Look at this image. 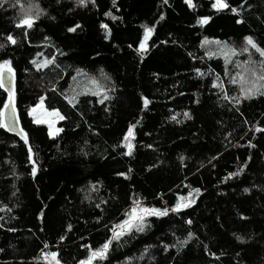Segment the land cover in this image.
<instances>
[{
  "label": "trees",
  "instance_id": "16d2710c",
  "mask_svg": "<svg viewBox=\"0 0 264 264\" xmlns=\"http://www.w3.org/2000/svg\"><path fill=\"white\" fill-rule=\"evenodd\" d=\"M34 2L45 14L30 29L15 27L16 0L0 4V60L14 69L16 115L29 139L25 145L0 128V264H47L42 253L50 251L61 264H76L87 256L81 245L103 244L134 200L170 209L179 196L195 203L145 217V231L113 241L99 264H264V131H256L264 129V96L243 99L231 82L237 62L251 58L260 68L259 54L241 49L245 36L264 48V0H226L230 7L220 12L212 0H193L191 9L184 0H116L115 6L95 0V7ZM205 16L207 24L196 23ZM101 23L108 25L107 40ZM142 25L155 26L143 54L137 51ZM9 33L15 44L6 41ZM223 45L238 53L227 63ZM46 59L54 63L37 70L33 62ZM82 71L111 99L81 93L69 104L64 94ZM40 97L66 117L57 122L63 131L56 137L28 115ZM6 99L0 88V108ZM130 124L129 156L123 137ZM194 188L199 194L189 197ZM189 232L194 235L179 247Z\"/></svg>",
  "mask_w": 264,
  "mask_h": 264
},
{
  "label": "snow or ice",
  "instance_id": "6c2138e0",
  "mask_svg": "<svg viewBox=\"0 0 264 264\" xmlns=\"http://www.w3.org/2000/svg\"><path fill=\"white\" fill-rule=\"evenodd\" d=\"M4 0H0V4H2ZM60 0H57V3H59ZM165 4L168 3V0H163ZM16 3L20 5V12L19 16L21 18L14 21L15 27L17 28H23V29H30L33 27L35 20H37L40 16L45 14V10L41 9L38 5V3L34 2V0H29V2L24 5L20 4V0H16ZM86 3H92L95 7V0H74L75 6L84 7ZM184 3L191 9L194 8L195 5L193 4V0H184ZM113 6L116 4V0H112ZM211 7L215 9L217 12L223 11L224 9H227L230 7V5L226 2V0H213V3L211 4ZM231 12L234 14H238V8L237 7H231ZM105 16H111V12H105ZM163 15L161 14L160 19H163ZM112 19L115 20L117 17L112 16ZM211 20V17H198L196 23L203 26L204 24H207ZM237 24L242 23V20L237 19ZM80 27L79 24L69 27L67 29L68 32H74L76 29ZM100 27L102 29H105V39H108L107 30L108 25L101 23ZM143 27V35L139 40V48L137 51L145 52L147 50V42L150 38V36L153 33L154 25L152 27H149L147 25H142ZM6 41L8 43L15 44L16 40L14 36L9 33L5 37ZM207 38L205 40L201 41V44L207 43ZM245 47H243L241 50L245 53L249 51V47L253 49L256 53L259 54V56L262 58L260 60V68L257 70L256 68V61L252 60L251 58L247 61H244L245 72L250 74L251 79L244 76L243 74H240V79L242 81V86L240 89V97L243 99H251L252 97L256 95L264 96V48L260 47L251 36H245L244 37ZM216 43H221L217 41ZM5 45L3 43H0V48H3ZM131 47V45H129ZM237 50L233 47H230L228 45L224 46V56H225V62L230 59V57L237 55ZM35 64V67L37 70H40L43 67H46L49 64H53L54 60L52 59H46L42 62H33ZM80 71V70H78ZM197 74H200V70H195ZM101 75L103 74V70L101 69ZM14 79V69L12 67L11 62L8 59L0 60V88H3L7 92V99L4 101V106L0 108V128H6L9 131H16V128L13 127L11 124L6 123V110H7V120H15L16 125H19V120L15 119V91L13 89L12 82ZM107 79V77H105ZM232 83H236V79H233L231 81ZM89 83L95 86V91H93V95L100 96L103 94L104 100L111 99L110 96L107 95L106 89L101 86L96 78L92 77L89 79ZM244 85H248L245 87ZM65 99L68 100L69 104H74L75 102V95L71 98L65 96ZM143 100V103L145 106H147L150 101L145 98L141 97ZM225 99H228L227 96H225ZM40 100L43 101L44 97H40ZM98 103H103V100H98ZM236 104L240 103V99L237 98L235 100ZM107 111V109H106ZM28 115L32 117V122L36 125L40 124H47L48 126V136L49 137H56L59 135L61 131H63L59 127H55V123L57 120H64L66 117L61 115V113L57 109H51L50 111L44 107L43 103H38L35 107L28 109ZM184 115L191 119V116L189 113L185 112ZM171 119H175V117H171ZM139 121H137V124ZM135 125H129L127 128V131L124 133L123 137V143L124 146L128 149L127 152L124 153V155H131L132 154V148L133 145L131 143V140L134 136V129ZM256 131H264V129L257 128ZM20 136V139L24 141L25 145L29 144L28 134L24 131L23 128H19V131L17 133ZM87 143V141H85ZM252 146V145H250ZM148 147H151L149 145ZM86 155V153H85ZM28 161L32 164L31 168V175L36 174V166L35 162L33 160V151L31 147H28ZM179 159L183 161L184 157L180 156ZM215 159V157H213ZM131 171V169H129ZM243 171V167H241L237 172L229 173V177L237 176L239 173ZM119 176H126L125 173L120 172L117 173ZM245 192L248 191L247 188L244 189ZM199 194L200 189L194 188L192 189V192L189 193V197H192V193ZM195 203L194 198H186L183 196L177 197L176 203L169 209V208H155V207H145L141 205V202L139 199L134 200L132 206L124 213L125 218L121 220L118 224H115L112 226V228L109 229V231L112 233V235L104 241L103 244H101L99 247L93 248L89 245H81L82 247H85L87 250V256L76 261V264H99V262L104 261L107 259L110 247L113 241H119L121 237L125 236L126 233L131 232L133 229H135L136 232H144L145 231V217L149 216H155V217H163L167 216L169 211L173 213H179L181 209L189 208L192 204ZM99 207V205H97ZM243 218V217H242ZM186 223L191 224L192 221L189 219L186 221ZM68 230L70 231L72 228V225H67ZM194 234L192 232H189L187 235V238L179 241V247H183L189 239L192 238ZM65 239L64 236L60 237V240L63 241ZM236 239L238 241L242 240L243 238L240 236H236ZM170 246L165 244L164 245V251L167 252L168 248ZM171 247H176V245H171ZM207 247V246H206ZM45 248H47V244H45ZM179 251V248H177ZM2 251V250H0ZM147 251V248L145 249ZM44 259L46 260L47 264H61V260L58 258V253L56 251H50V252H43L42 253ZM239 255V254H237Z\"/></svg>",
  "mask_w": 264,
  "mask_h": 264
},
{
  "label": "rangeland",
  "instance_id": "374dc122",
  "mask_svg": "<svg viewBox=\"0 0 264 264\" xmlns=\"http://www.w3.org/2000/svg\"><path fill=\"white\" fill-rule=\"evenodd\" d=\"M212 3H213V0H212ZM205 40V39H203ZM202 40V41H203ZM224 46H222L221 50H220V53L221 55L224 56ZM225 58V56H224ZM235 69L237 70V72H234L233 73V78L231 77V81L233 79H236V83H234V85L236 86L237 89H241V86H242V81L240 79V74H243L244 76L248 77L249 79H251L250 77V74L249 73H246L245 72V65L244 63H239L237 62L235 64ZM89 79L90 77L88 75H86L83 71L82 72H78L77 74H75L72 78H71V82H70V85H69V88L67 90V92L64 94V97L67 96L69 98H71L72 96L75 95V97H77L78 94H90V95H93V91H95V86L92 85L91 83H89ZM245 87H247L248 85H244ZM95 96V95H94ZM98 99H103V94H101L99 97L96 96ZM67 100V99H66ZM68 101V100H67ZM38 103H43L44 104V107L46 109H48L49 111L51 109H56V108H48L46 107L45 105V102L44 100L41 101L40 99L37 101V103L35 105H33L32 107H35ZM31 107V108H32ZM58 110V109H57ZM59 111V110H58ZM60 112V111H59ZM62 115V114H61ZM31 117V116H30ZM32 118V117H31ZM60 121V120H57L56 123H55V127H58L57 126V122ZM46 125L47 127V131H48V126L47 124H44Z\"/></svg>",
  "mask_w": 264,
  "mask_h": 264
},
{
  "label": "water",
  "instance_id": "95a60500",
  "mask_svg": "<svg viewBox=\"0 0 264 264\" xmlns=\"http://www.w3.org/2000/svg\"><path fill=\"white\" fill-rule=\"evenodd\" d=\"M13 80H14V79H13ZM11 86L13 87V82H12V85H11ZM6 93H7V92H6ZM7 95H8V94H7ZM15 119H17L16 112H15ZM6 123H9V124H11L13 127L16 128V131H9V130H7V129L5 128L8 132L13 133V134H17V133H18L20 126H19V125H18V126L16 125L15 120H11V121L7 120V110H6ZM17 135H18V134H17Z\"/></svg>",
  "mask_w": 264,
  "mask_h": 264
}]
</instances>
